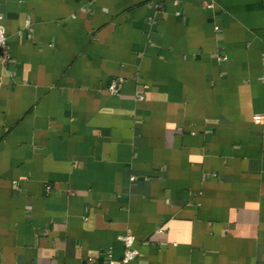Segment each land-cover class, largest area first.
Listing matches in <instances>:
<instances>
[{"label":"crops","instance_id":"obj_1","mask_svg":"<svg viewBox=\"0 0 264 264\" xmlns=\"http://www.w3.org/2000/svg\"><path fill=\"white\" fill-rule=\"evenodd\" d=\"M0 15V264H264V0Z\"/></svg>","mask_w":264,"mask_h":264},{"label":"built area","instance_id":"obj_2","mask_svg":"<svg viewBox=\"0 0 264 264\" xmlns=\"http://www.w3.org/2000/svg\"><path fill=\"white\" fill-rule=\"evenodd\" d=\"M165 0H155V5L157 8H162ZM220 30V27H216ZM8 43L6 27L3 24V16L0 15V51L3 50ZM8 58V57H7ZM123 79L117 78L113 79L109 84V91L113 94H118L121 90ZM255 122L262 123L264 121V116L256 115ZM135 179V177H133ZM120 239L125 243V254L122 261H116L112 257L107 264H129L131 261L136 259L140 255V251L135 246V236L131 233L123 235Z\"/></svg>","mask_w":264,"mask_h":264}]
</instances>
